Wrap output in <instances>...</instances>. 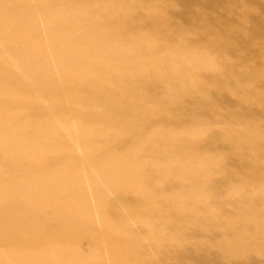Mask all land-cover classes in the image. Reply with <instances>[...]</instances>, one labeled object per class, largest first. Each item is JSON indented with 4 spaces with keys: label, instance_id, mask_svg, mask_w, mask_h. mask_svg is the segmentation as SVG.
<instances>
[{
    "label": "bare ground",
    "instance_id": "bare-ground-1",
    "mask_svg": "<svg viewBox=\"0 0 264 264\" xmlns=\"http://www.w3.org/2000/svg\"><path fill=\"white\" fill-rule=\"evenodd\" d=\"M170 5L0 0V264L264 263V42L225 47L207 13L184 31ZM213 178L234 208L215 209ZM210 225L220 241L193 238Z\"/></svg>",
    "mask_w": 264,
    "mask_h": 264
},
{
    "label": "rangeland",
    "instance_id": "rangeland-1",
    "mask_svg": "<svg viewBox=\"0 0 264 264\" xmlns=\"http://www.w3.org/2000/svg\"><path fill=\"white\" fill-rule=\"evenodd\" d=\"M143 1H150V0H143ZM169 1L171 4L169 10L172 9V11L168 10L166 12V16L168 19L175 20L176 18L178 21L177 20L175 21L179 24L181 29L184 31L197 29V25L194 21V15H197L199 13H207V14L216 15L215 18H217L218 21L222 23L226 22L227 20L226 19L227 15L222 10L214 11L213 9H210L208 7H204V6H207L205 4V1L207 0H169ZM209 1H212V0H209ZM233 3L239 6V8L237 9V17L230 15L229 16L230 20L227 21L221 28L219 27V30H218L219 33H222L228 37V39H226L222 43V45H224L225 47H231V46L237 47L238 44L245 45L246 43H248L249 36H253L255 41L261 40V42H264L262 40L264 39V29H263L264 22L263 21L261 22L258 20V12H260L261 10L257 8L256 5L252 6L250 0H233ZM164 6L165 5L162 4L161 8H163ZM245 6H248L249 8ZM243 16H246V17H243ZM243 23H244V28H243ZM245 30L247 31L245 32ZM203 37L204 36L201 34L198 36V40L201 43L203 42L201 41ZM254 51H256L257 53L263 52L261 56H264V51H262L260 48L258 49L255 48ZM233 52H235V50H231L230 52L228 51L227 56L230 58H232L233 56H236V53H233ZM248 62L256 63L257 59L249 58ZM239 63L241 65L236 66V69L238 71L239 69L241 70L245 69V67L242 64L244 63V61L239 60L237 64ZM261 69L262 71H264L263 67H261ZM234 72H235V69L233 67H229L225 70V75H231ZM207 74H208V71H207ZM216 99L219 102L225 105H229V106L232 103L234 104V102L236 101L234 98L223 95L221 93L216 94ZM259 106L264 107V102L260 104ZM218 146H219V143H218ZM215 153L218 156H220L221 153H222L221 155L228 154L225 150L221 148L215 150ZM228 157H229L228 158L229 161L221 165L223 169L221 167L220 168L224 170L225 172H228L230 175L234 176L236 179L242 178L243 174L241 173V171H239V169H237L238 164L242 163L241 162L242 158L238 154H229ZM210 169L211 168H206L205 166V168H202V172L207 174L208 170ZM217 179L218 178L211 179L212 185L209 184L207 188V193L212 197L215 209L221 210L222 208H225V209L230 210L231 208H234L236 206V204L240 201V198L234 195L233 193H230L229 189L225 186H222L220 190L216 189L214 186V183L218 181ZM179 186H180L179 181L174 179L169 182L168 189H173ZM222 201L224 202L222 203ZM210 227L211 228H209L207 231L193 232L192 234L193 238L199 239V238L206 237V238H209L211 241H215V242L220 241L221 232L219 231V229L214 228L211 225ZM173 229H175L174 233L178 235L179 233L177 232V229L176 228H173ZM186 232L187 230L181 233V235L183 236H181V240L178 242V246H177V248L180 250L183 249V247L180 246L179 244L181 241H183L185 244L188 243L186 240L188 236L185 235ZM200 255L201 254H198V253L196 254L192 252L191 253L192 258L189 260L178 261L174 259V262L170 260V261H164L162 262V264H173V263L174 264H202V262L199 259ZM260 261L261 259H258L255 256L251 259L250 264H264ZM215 262H218L217 258L213 259L211 263L214 264ZM216 264H219V262ZM234 264H241V262L239 261Z\"/></svg>",
    "mask_w": 264,
    "mask_h": 264
}]
</instances>
